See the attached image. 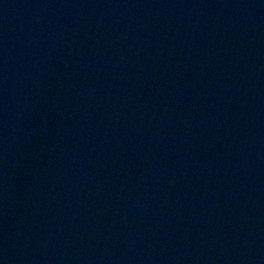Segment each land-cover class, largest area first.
Here are the masks:
<instances>
[{
    "label": "water",
    "instance_id": "obj_1",
    "mask_svg": "<svg viewBox=\"0 0 264 264\" xmlns=\"http://www.w3.org/2000/svg\"><path fill=\"white\" fill-rule=\"evenodd\" d=\"M0 264H264V0H0Z\"/></svg>",
    "mask_w": 264,
    "mask_h": 264
}]
</instances>
